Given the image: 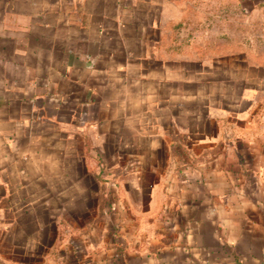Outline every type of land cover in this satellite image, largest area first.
I'll return each mask as SVG.
<instances>
[{
  "label": "crops",
  "instance_id": "crops-1",
  "mask_svg": "<svg viewBox=\"0 0 264 264\" xmlns=\"http://www.w3.org/2000/svg\"><path fill=\"white\" fill-rule=\"evenodd\" d=\"M0 264H264V0H0Z\"/></svg>",
  "mask_w": 264,
  "mask_h": 264
}]
</instances>
